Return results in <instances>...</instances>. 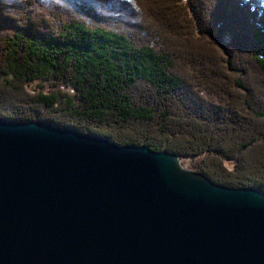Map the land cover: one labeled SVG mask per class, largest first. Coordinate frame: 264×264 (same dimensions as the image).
<instances>
[{"label": "trees", "instance_id": "16d2710c", "mask_svg": "<svg viewBox=\"0 0 264 264\" xmlns=\"http://www.w3.org/2000/svg\"><path fill=\"white\" fill-rule=\"evenodd\" d=\"M0 120L264 193V0H0Z\"/></svg>", "mask_w": 264, "mask_h": 264}, {"label": "water", "instance_id": "95a60500", "mask_svg": "<svg viewBox=\"0 0 264 264\" xmlns=\"http://www.w3.org/2000/svg\"><path fill=\"white\" fill-rule=\"evenodd\" d=\"M0 264H264V193L146 145L0 120Z\"/></svg>", "mask_w": 264, "mask_h": 264}, {"label": "rangeland", "instance_id": "374dc122", "mask_svg": "<svg viewBox=\"0 0 264 264\" xmlns=\"http://www.w3.org/2000/svg\"><path fill=\"white\" fill-rule=\"evenodd\" d=\"M32 87H33V85H30V86H29L30 89H31ZM51 88H52V87H51ZM182 166H183L184 168L188 169L187 164H182Z\"/></svg>", "mask_w": 264, "mask_h": 264}]
</instances>
